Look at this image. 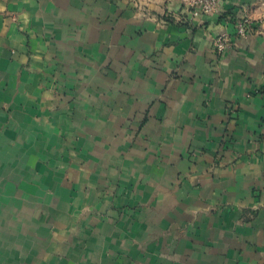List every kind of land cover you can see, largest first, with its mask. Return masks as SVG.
I'll return each instance as SVG.
<instances>
[{
	"label": "crops",
	"instance_id": "obj_1",
	"mask_svg": "<svg viewBox=\"0 0 264 264\" xmlns=\"http://www.w3.org/2000/svg\"><path fill=\"white\" fill-rule=\"evenodd\" d=\"M0 264H264V0H0Z\"/></svg>",
	"mask_w": 264,
	"mask_h": 264
},
{
	"label": "built area",
	"instance_id": "obj_2",
	"mask_svg": "<svg viewBox=\"0 0 264 264\" xmlns=\"http://www.w3.org/2000/svg\"><path fill=\"white\" fill-rule=\"evenodd\" d=\"M220 0H187L188 7L194 15L210 14L218 7ZM255 31V24L247 11L235 20V32H224L214 39V47L219 53H224L229 48L235 37H246Z\"/></svg>",
	"mask_w": 264,
	"mask_h": 264
}]
</instances>
